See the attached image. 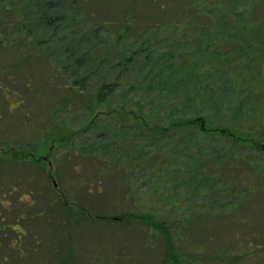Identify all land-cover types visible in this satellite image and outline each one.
I'll use <instances>...</instances> for the list:
<instances>
[{"label": "rangeland", "instance_id": "1", "mask_svg": "<svg viewBox=\"0 0 264 264\" xmlns=\"http://www.w3.org/2000/svg\"><path fill=\"white\" fill-rule=\"evenodd\" d=\"M55 1L63 3L62 6L68 4L65 0ZM62 6L59 9L63 12ZM60 10L54 9L53 13ZM3 11L0 15L5 16L0 27L5 26L2 23L10 16L9 10ZM70 13L71 10L64 12L67 21L71 19ZM98 13L106 15L102 9ZM107 16L117 19V9ZM255 17L264 21V7L256 10ZM53 29L51 27L47 35L50 49H44L45 54L51 53L53 58L63 59L65 51L72 52L79 41L80 48L93 49L95 56H99L103 44H108L105 32L100 34L99 42H95V36L85 28L74 26L56 32ZM40 34L46 36L42 30ZM9 48H0V199L3 200H0V224H10L8 229L0 230V264H171L164 235L155 225L157 221L185 220L191 215L194 218L187 224V232L178 229L182 234L176 248L183 264H264V182L255 196L249 191L254 176L250 181L242 178L236 181L245 200L234 213V204H237L235 185L227 180L231 173L221 175L211 168L219 154H225L233 163L230 153L234 149L227 139L202 136L198 140L208 153L189 156V159L203 161V168L198 171L202 176L198 177L196 185L198 189L202 186L203 196L197 204L187 202L191 190H194L192 187L181 185L172 171L166 178L156 177L153 162L140 168L136 174H127L124 179L115 170L122 163L118 164L114 151L106 153L100 147L98 160H91L92 154L85 152L91 151L90 144L99 138L103 125L108 126V132L117 135L121 126L102 114L103 108H97L96 111L103 110L98 115L99 132L91 126L86 127L89 111L84 95L67 87L57 88V85L62 86L64 79L62 75L52 76L47 72L46 61L28 56L23 59L17 48ZM168 53L178 55L177 51ZM118 59L107 62L97 59L86 65L83 72L92 75L94 83L104 78L113 79L120 69L115 65ZM139 70L140 65L136 64L131 75H139ZM144 72L149 75L147 67L142 70L141 77ZM30 77H33L32 87L28 86ZM246 78L250 77L245 75V84ZM47 79L51 83H46ZM40 83L45 86L40 87ZM213 83L211 81L209 86H214ZM248 88L247 85L244 87L246 91ZM128 91L136 100L142 96L135 88ZM157 93L152 96L158 97ZM115 99H119V95ZM60 106L64 110L54 118L53 126L52 115ZM201 107L207 109L204 111L216 112L217 104L206 95ZM254 107L247 101L239 112L240 116L230 122L226 121L230 116L225 117L223 113L232 114L231 109H225L217 117L228 125L243 126L258 138L264 131V110L256 108L255 111ZM185 108L187 113L197 110L195 102ZM159 111L156 123L164 117V111ZM259 113L263 114L260 118ZM51 132L75 134L69 145H61L49 140L47 135ZM124 132L129 133L125 139L133 140L136 146L132 148V154L125 155L123 160L119 158L124 164L127 160L134 165L142 163V153H146L148 160L154 155L151 153L150 133L145 140L136 128L129 127ZM170 142L172 147L181 144L177 137H171ZM241 150L252 163L264 165V152L249 154L247 149ZM23 151L27 152L26 157H22ZM167 151L164 160L179 159V155L170 149ZM188 153L191 155L193 151ZM178 162L183 163L184 159L180 158ZM184 175L190 178L187 173ZM253 190L256 192L255 188ZM124 212L153 214V219L146 223L133 216L121 217ZM14 225L22 228L25 235L12 232ZM20 234L22 237L17 245L23 251H11L8 247L10 238Z\"/></svg>", "mask_w": 264, "mask_h": 264}, {"label": "trees", "instance_id": "2", "mask_svg": "<svg viewBox=\"0 0 264 264\" xmlns=\"http://www.w3.org/2000/svg\"><path fill=\"white\" fill-rule=\"evenodd\" d=\"M65 1L68 4L62 6L63 3L55 0H0V13L5 12V9L10 13L6 22L2 23L5 26L0 27V48H17L23 59L27 56L41 58L47 62V72L52 76L62 75L64 83L62 86L57 85V88L67 87L83 94L89 111L86 127L97 129L98 115L105 110L102 114L112 118L114 124H119L121 131L124 132L129 127L136 128L145 140L148 139V133L151 134L149 141L154 155L148 160L146 153H142V163L134 165L127 160L124 164L119 158L123 160L136 147L133 140L125 139L129 133L123 134L120 131L117 135L113 131L108 132V126L103 125L102 132L98 133L97 129L100 138L97 140H104H96L90 144L91 151L85 150L92 154L93 158L90 159H99L97 151L100 147L106 153L114 151L118 164L122 163L115 170L124 179L127 174H136L140 168L153 162L152 166L157 170L156 177L166 178L172 171L181 185L192 187L194 190H191L187 202L197 204L203 196L202 186L200 189L196 187L198 177L202 176L198 171L203 168V161L189 159V156L208 153L198 138L221 136L234 149L230 153L233 155V163L225 154H219L211 168L217 174L231 173L227 180L235 185L233 190L237 204H234V213L242 207L241 203L245 200L236 185L239 178L250 181L254 176V184L249 191L258 195L264 182V165L252 163L241 153V149H247L249 154L254 151L264 152V131L259 133L258 138H254L253 133L243 126L237 127L225 122L236 120L247 101L255 106V111L256 108L264 110V21L255 17L256 10L264 7V0ZM60 6L64 9L63 12L59 9ZM54 9L60 11L53 13ZM99 9L106 15L101 16ZM114 9H117L119 16L117 19H110L107 15ZM68 10H71L69 21L64 14ZM139 14L145 17L142 18ZM153 14H156L155 18H151ZM4 16L5 14L0 15V22ZM74 26L91 32L95 36V42H99L102 32L107 33L108 44L102 45L99 56H95V51L89 47L80 48L81 41L72 52L66 50L63 59L53 58L51 53L46 55L44 49H50L47 38L50 28H55L53 30L56 32L62 28L70 30ZM41 30L45 37L40 34ZM171 51H177L178 55L169 54ZM118 57L120 59L115 65L120 69L113 79L104 78L94 83L92 75L83 72L86 65L97 59L107 62ZM136 64L140 65L137 72L139 75H131ZM146 67L149 75L144 72L141 77V72ZM245 75L250 77L246 78V84ZM32 78H29L30 87L33 85ZM48 79L46 83H51ZM211 81L214 82L212 87L209 86ZM39 85L45 86L44 83ZM246 85L249 86L247 91L244 89ZM131 88L141 92L140 99L131 97L128 91ZM154 92H158V97L152 96ZM117 95L119 99H115ZM206 95L217 104L216 112L204 111L207 109L201 107ZM192 102L196 103L197 110L187 113L185 106ZM97 108L103 110L96 111ZM62 109L60 106L52 115L53 126L54 118ZM225 109H231L232 114L223 113L225 117L230 116L223 122L217 116ZM159 110L164 111L162 120L165 121L156 123ZM261 116L263 114L259 113L258 118ZM73 134L75 133L51 132L47 136L54 144L69 145ZM171 137L178 138L181 142L179 147L171 146ZM163 149L166 151L163 152ZM167 149L179 155L178 158L184 159V162L179 164V159L172 161V158L164 160V156L168 154ZM191 150L193 153L190 155L188 152ZM159 154L162 156H158ZM23 155L26 157L27 152L23 151L22 157ZM186 173L190 178L184 175ZM121 214V217L133 216L146 223L153 219V214ZM192 216L185 220L165 219L157 221L155 225L164 235L166 253L171 264H183L176 246L181 240V234L187 232L186 226L194 218Z\"/></svg>", "mask_w": 264, "mask_h": 264}, {"label": "flooded vegetation", "instance_id": "3", "mask_svg": "<svg viewBox=\"0 0 264 264\" xmlns=\"http://www.w3.org/2000/svg\"><path fill=\"white\" fill-rule=\"evenodd\" d=\"M0 150H2V148L0 147ZM0 200H2V199H0ZM2 202H3V200H2ZM16 224H18V223H16ZM10 225V224H9ZM9 225H4V226H2V224H0V230H4L5 228H7L8 229V227H9ZM11 231L13 232V231H17L18 233H22L23 235H25L24 233H25V231L22 229V228H17V225H14L13 227H12V229H11ZM21 237H22V235L20 234V236H17V237H12V238H10V240H9V242H8V247H9V249L11 250V251H15V252H17V251H23L22 250V248H19L20 247V245H17V242H18V240L20 241V239H21ZM20 238V239H19ZM20 244V243H19Z\"/></svg>", "mask_w": 264, "mask_h": 264}]
</instances>
